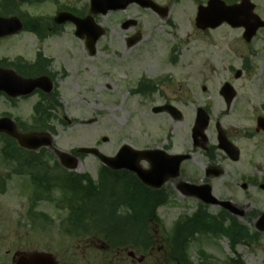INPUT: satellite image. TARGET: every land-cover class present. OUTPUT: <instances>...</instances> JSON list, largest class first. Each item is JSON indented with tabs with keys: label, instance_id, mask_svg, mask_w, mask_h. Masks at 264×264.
<instances>
[{
	"label": "rangeland",
	"instance_id": "rangeland-1",
	"mask_svg": "<svg viewBox=\"0 0 264 264\" xmlns=\"http://www.w3.org/2000/svg\"><path fill=\"white\" fill-rule=\"evenodd\" d=\"M10 1L0 0L1 15L4 11L15 12L24 21L32 16H43L39 25L42 28H53L48 16H55L57 9L88 12L90 2L52 0L43 3L42 0H26L16 4L15 0ZM158 1L170 8L167 17L139 10L136 6L120 14L101 16L100 22L108 31L100 38L97 53L92 56L86 41L75 35V26L70 23L51 34L47 33L44 38L25 30L14 37L0 39V66L5 58L15 61L18 56L34 61L37 52L42 51L47 58L51 57V63L37 67L31 63L24 64L17 69L24 76L51 75L57 86V95L48 98L42 94L34 95L27 101L20 100L14 107L0 95V116L10 114L19 121L20 129L52 132L58 151L78 155L74 150L86 146L114 156L122 145L140 150L142 145L167 147L174 141L176 147L185 144L192 149L191 131L196 111L198 107H206L211 115V124L206 131L208 145L217 146L216 122H220L225 133L241 149L242 155L238 162H234L218 148L213 156L199 148L189 161L190 168L200 181H210L218 199H232L245 209L242 218L233 214L230 216L245 227L249 237L231 243L229 238L219 233V226L216 227L212 221L216 233L204 232L202 235L206 237L199 246L189 244L191 264H264V232L253 236L257 232L256 219L264 210V189L259 187L264 182V132L255 131L257 117L264 116V28L259 29L250 42L244 40L243 28H232L228 24L202 31L195 25V19L197 8L206 0ZM225 1L230 4L239 2ZM253 2L256 3L255 11L264 20V0ZM126 16L138 17V25L130 29L121 28L119 22ZM137 32H141L143 39L133 47L128 46L127 38ZM238 71L241 75L236 77ZM148 80L156 83L157 87ZM142 81H148L146 88L143 92H136ZM225 82L237 90L230 107L220 94ZM42 100L43 107H40V115L37 112L36 116L33 107ZM163 102L175 104L184 113L183 118L174 121L167 114L153 113L152 108ZM50 112L54 114L52 118ZM4 146L0 138V149ZM39 152L38 156L19 158L14 155L7 158L0 153V264H5L6 256L10 259L16 248L47 251L73 264H113L117 260L115 264H140L123 252L118 254L112 250L109 254L102 251L94 242L101 232L103 237H108L105 230L109 231L112 242L115 239L110 231H113V236L131 238L132 231L122 218L126 209L120 205L133 202L144 213L145 208H150L145 195L142 193L137 199L131 197L132 201L128 197L125 201L120 197V203H111L112 216L97 221L95 218L92 219L94 221L84 218L79 226L82 230L75 234L65 233L69 210L64 206L69 203L64 194L70 196L74 191L56 183L51 193L46 192L51 197L55 196L53 201L45 194L40 195L45 198L37 200L32 178L49 171L50 175L65 180L69 170L62 165L53 149L43 147ZM79 157L78 168L70 173H89L96 182L103 162L90 154ZM36 161L38 165L35 168L26 164L35 166ZM208 164H219L224 167L225 173L218 178H206ZM2 180L5 182L2 183ZM75 182L72 180L71 186ZM108 182L117 186L110 180ZM122 182L131 194L133 185ZM242 183H248V188L241 187ZM60 187L65 191L62 192ZM111 191L110 188L108 196L102 195V199L98 197L94 200L108 201L113 196L119 199ZM198 205L199 200L196 199L168 196L157 210L161 216L153 225L152 235L165 237L166 231L178 219L196 212ZM220 208L210 205L207 211L216 214ZM224 217V222L221 219L218 221L227 227L232 219L229 221V217ZM136 236L138 241L143 239L140 233ZM126 248L129 249L128 246ZM7 249L12 250L7 253ZM136 250V247L131 249L134 253ZM154 251L155 255H162L157 248ZM144 252L139 250V253ZM204 252L211 255L209 259ZM144 264L153 263L146 261Z\"/></svg>",
	"mask_w": 264,
	"mask_h": 264
},
{
	"label": "water",
	"instance_id": "water-1",
	"mask_svg": "<svg viewBox=\"0 0 264 264\" xmlns=\"http://www.w3.org/2000/svg\"><path fill=\"white\" fill-rule=\"evenodd\" d=\"M23 1V0H21ZM241 4H232L228 5L223 0H209L208 5H200L198 9V16L196 18V25L201 28H217L223 24V22L229 23L232 27L245 26L246 31L244 37L247 40H250L255 34L256 30L259 27H264V22L261 20L258 14L255 13L254 8L255 4L251 0H242ZM138 2L144 7H151L155 11H158L161 15L167 16L168 8H162L158 4H154L151 0H92V12L93 13H107L108 10L112 9H123L126 8L128 4ZM57 23H64L68 20L73 21L76 24L78 37L84 38L87 36L88 48L91 51V54H95V45L98 39L104 33V29H101L92 15L86 18H78L71 14L70 12H61L55 18ZM127 26V25H126ZM129 26V25H128ZM24 27L23 22L19 17L13 15V17H4L0 16V37L12 35L18 33ZM141 39L140 34H136L132 37L130 45H134L137 41ZM241 75V71H238L236 77ZM38 88L43 89L45 92L50 93L54 89L53 82L50 76L41 75L36 78L27 77L24 78L15 73L12 69H3L0 67V92H7L11 97H17L21 95H28L33 93ZM221 94L224 96L228 105H231L234 97L236 96V90L232 87L230 83H225L221 88ZM210 116L208 112L199 108L198 117L196 119V125L193 129L192 135L197 140L199 137H202V145L206 148L207 135L204 134L205 129L209 126ZM258 128L257 131L264 130V118L259 117L258 119ZM8 133L10 136L14 137L23 147L31 149H39L41 146H51L53 145V138L47 132H31L29 134L22 133L18 131L16 123L9 117L0 118V133ZM218 133H219V146L222 148L227 155L234 161H238L241 154L240 149L233 144L226 134L223 132L220 123H218ZM197 144V143H196ZM82 153H91L99 156V158L111 166L113 169L119 168H128L135 170L139 173V176L142 177L144 181L148 184L160 187L162 183H158L154 179V174L161 172L162 169L159 168V165L152 164V171H146L140 168L139 162L141 157H146L151 159L153 154L165 155L163 151H138L135 148H132L130 145H124L120 148V151L117 156L110 157L102 154L97 148L85 147L80 148ZM167 155V154H166ZM59 157L61 162L68 167L69 169H75L78 166V158L75 156L72 157L66 152H59ZM153 159V158H152ZM163 171V170H162ZM208 171H212L215 176L221 175L224 171L221 168L210 167ZM153 175V176H152ZM247 188L246 184L242 185ZM264 188V184H262ZM261 186V187H262ZM195 190L192 192L193 195H199L207 203H221L225 208L231 210L237 215L242 216L244 214L243 209H238L237 206L231 201H220L213 196V189L209 184L202 186H193ZM257 228L264 231V212L262 216L258 219ZM19 264H58L54 261L51 255L36 254L34 257L29 260H24L18 262Z\"/></svg>",
	"mask_w": 264,
	"mask_h": 264
},
{
	"label": "flooded vegetation",
	"instance_id": "flooded-vegetation-1",
	"mask_svg": "<svg viewBox=\"0 0 264 264\" xmlns=\"http://www.w3.org/2000/svg\"><path fill=\"white\" fill-rule=\"evenodd\" d=\"M52 0H46L44 3H49ZM157 2H159L158 0H156ZM132 6H136V7H140V5L134 3ZM130 6V7H132ZM128 7L126 10L124 11H128L129 8ZM138 9V8H137ZM148 10H152L149 8H146ZM62 10H67L66 8H60L57 9V13L62 11ZM69 10V9H68ZM67 10V11H68ZM112 12H120V11H112ZM112 12H110L112 14ZM56 13V14H57ZM54 17H52L51 19L53 20ZM126 18H130L129 16H126ZM123 19L119 22V25L121 28L124 29V23L125 21H128L127 19ZM132 22H134V19H131ZM138 25V21L134 24L133 27H136ZM48 29L51 30L52 27L48 26ZM107 30V28H105ZM127 43L129 44V40L127 41ZM12 62V63H9ZM29 61L28 59H22V60H15V61H9L6 60V58L3 60L2 66L5 67H9L7 66L8 64H12L13 66H11V68L17 69V67L20 66H24V64H28ZM10 68V67H9ZM40 95V92L37 91V93L31 95L34 96ZM31 96L28 97H20L17 98L16 100L14 99H10L7 95H6V99L9 102V105L11 106H15L19 100H23V101H27ZM37 103V102H36ZM35 103V104H36ZM164 106L167 104H171L169 102H163ZM160 113L163 114H167V116L171 119V120H181L184 116V113L178 110H162L160 111ZM181 116L180 119H177L178 116ZM201 141V140H200ZM174 141H172V143H169L167 145V147L165 145L159 146L156 145L154 146L155 148H164L167 152H169L170 154H176V155H184V154H188L191 153L193 155V153L195 152V149H197L198 147H196L194 145V141L193 139H191V143H192V149L187 148V146L181 145V146H175L173 144ZM140 148L145 149L143 146H141ZM191 150V151H190ZM32 155V154H31ZM192 158H188L185 159L180 165H179V174L174 177V178H170L169 181H167L163 187L158 190V191H147L145 185L140 184V192L141 194L143 193L145 195V201L149 200L150 203V208H145L144 210V215L142 217H138L137 219H139V221L142 222V229L146 230V232H152L153 230V225L156 222V220H160V216L159 213H157V210L159 208L162 207V204H160L161 201H163L164 197H173L175 195L181 196L182 198H187V199H196L194 197L189 196L187 193L185 194L184 190H182V184L185 183V181L187 182H192V183H200L199 179L196 178L193 173H192V168H190V164L189 161L192 160ZM38 162L35 163V165ZM142 166L144 167H149L150 164L147 160H142L141 161ZM215 165V164H214ZM45 166V165H44ZM166 166L169 167H174V161L173 162H168L166 164ZM120 173L122 174V176L124 177L122 180L125 181L128 184H134L136 186V179L134 176H132L131 174L129 175L130 171L128 170H120ZM14 174L16 175L17 173L14 172ZM43 176H47L46 174L42 173ZM42 199L45 197L40 196ZM38 197V198H40ZM40 198V199H41ZM144 203V202H143ZM196 215V216H195ZM205 216L204 212H200V211H196V212H192L190 214H187L185 216H182V218H180V221L178 223H180L179 225L174 224V226L172 228H170L168 231H166V236H162V237H158L156 235H154V240L153 242L150 241V239L145 240L143 245L146 246L145 248V252L144 253H139V252H135V254L132 256L130 255V251L131 249L126 248V247H122V248H117V253L118 254H122L125 253L129 258H131L134 261H138V263L140 264H144L146 261H151L153 264H191V255H190V248H189V244H196L197 246H199L200 242H204L203 237H206L205 234L203 233V230H206L208 228V222L205 221ZM198 224V226H187V224ZM200 234V238H198ZM100 238L96 239V243H97V247L99 249H101L102 251L105 252H109L108 247L105 245L104 241H103V234L101 232L100 234ZM196 236V238L194 237ZM105 237V235H104ZM163 240V242H162ZM161 242V243H160ZM191 242V243H190ZM160 243V245L158 246L157 244ZM157 248V250L160 252V254H162L161 256L155 255L154 254V250ZM200 248V247H199ZM12 249H7L5 252L10 253ZM38 252H42V251H38V250H34V251H25L22 249H18L16 248V250L13 251V254L11 255L10 259L6 256V258L4 259V263L5 264H17V262L19 260H24V259H29L31 258L33 255H35V253ZM60 264H73L71 263V261H67V260H60L58 258H56ZM77 258L75 257V260ZM118 261V260H117ZM116 261V262H117ZM116 262H112L113 264H115ZM75 264H84V263H80V262H75Z\"/></svg>",
	"mask_w": 264,
	"mask_h": 264
},
{
	"label": "trees",
	"instance_id": "trees-1",
	"mask_svg": "<svg viewBox=\"0 0 264 264\" xmlns=\"http://www.w3.org/2000/svg\"><path fill=\"white\" fill-rule=\"evenodd\" d=\"M40 21L38 19H35L33 22L27 23V29L29 30H34L35 32H37L40 36H44V34L40 31H37L38 25H39ZM40 63L45 64L46 61L42 60ZM108 168H103L101 171H108ZM79 175V179L77 180V182H75L74 186H71L72 184V179L69 178V175L66 176V179L64 180L63 184L65 189H71L74 191L73 196L70 197L69 196V202L70 204L68 205L70 207V215H69V222L71 224V226L74 228L75 232H78L81 229V227H79L81 225V222L84 220V218H89L87 220H92L93 218L99 219V218H108L111 215V213L113 212V208L112 206V201H114V198L116 197H112L111 199H109L108 201H95V198L102 199L103 196H108L109 193H107V191L111 188V192L112 194H116L120 197L124 199V201L127 199L132 201L133 198L137 199V197L141 194L139 192V188H133V190L131 191V194L128 192V189L126 187H124V185L122 184L123 182L120 180V178H122L121 176H108L106 177V179L108 180H113L111 182L115 183L117 186H113L112 184H97L94 183L93 179L91 178V176L89 174H78ZM119 180V181H118ZM117 181V182H115ZM122 184V185H120ZM104 187L105 188H99V187ZM73 187V188H72ZM98 187V188H97ZM95 190V191H94ZM106 192V193H105ZM132 197V199H130ZM72 201H75L72 202ZM106 209H108L107 211V215H106ZM125 216H122V218L125 219L124 224L127 225L129 227V230L131 229L132 231V237L128 239H125L123 237H120L119 235L116 234V236H113V238L117 241L116 244L118 245H122L123 243H133L135 242V247H138V235L139 233L141 234V237L144 239L145 236V231L141 230V224L142 222L139 221V219H137L138 217H142L143 216V211L142 208H138V205L135 206L132 202L131 204L126 203L125 204ZM107 216V217H106ZM135 217V219H133ZM132 219V220H130ZM94 221V220H92ZM222 222H220L219 225V232H222L223 234L227 235L230 239L231 242L235 243L238 242L240 240H243L244 237L248 238L249 234L247 231H245V227L243 225H240L238 221H236L235 219L231 220V224L227 227L223 226V224H221ZM214 227V225H212ZM112 228H114L113 226H111ZM212 230H215L214 228H212ZM113 234V231H112ZM143 239H141L142 241H144ZM114 242V243H115Z\"/></svg>",
	"mask_w": 264,
	"mask_h": 264
}]
</instances>
